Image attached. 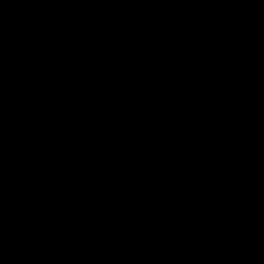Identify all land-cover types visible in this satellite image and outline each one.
Returning <instances> with one entry per match:
<instances>
[{
  "label": "water",
  "instance_id": "water-1",
  "mask_svg": "<svg viewBox=\"0 0 264 264\" xmlns=\"http://www.w3.org/2000/svg\"><path fill=\"white\" fill-rule=\"evenodd\" d=\"M0 264H264V0H0Z\"/></svg>",
  "mask_w": 264,
  "mask_h": 264
}]
</instances>
